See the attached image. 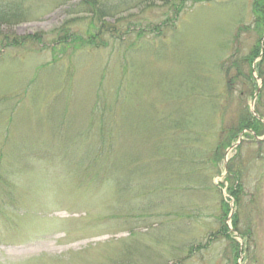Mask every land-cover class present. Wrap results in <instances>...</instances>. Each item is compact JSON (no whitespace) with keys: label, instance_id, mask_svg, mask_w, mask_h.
I'll return each mask as SVG.
<instances>
[{"label":"rangeland","instance_id":"374dc122","mask_svg":"<svg viewBox=\"0 0 264 264\" xmlns=\"http://www.w3.org/2000/svg\"><path fill=\"white\" fill-rule=\"evenodd\" d=\"M7 1L25 20L0 25V264H264V129L218 151L244 112L264 125L253 0H98L118 8L98 46L88 0Z\"/></svg>","mask_w":264,"mask_h":264},{"label":"trees","instance_id":"16d2710c","mask_svg":"<svg viewBox=\"0 0 264 264\" xmlns=\"http://www.w3.org/2000/svg\"><path fill=\"white\" fill-rule=\"evenodd\" d=\"M206 2H210L212 0H203ZM7 1V0H0V25L3 24H13L17 22H21L25 20V15L23 12H21L20 9L16 8L13 5V2ZM81 9L83 10V13L89 17V20L92 21L93 24L98 22H101L100 29L96 31V33L89 34V37L86 38L85 40V45L91 46H98L99 40L101 39V35H108L111 34L113 35L116 32V29L114 26L107 24L103 19L106 17H113V11L114 9H118L117 7H112V6H107L103 3H99L98 0H88L84 2L83 4H80ZM113 10V11H112ZM252 14L254 16V22L253 25L244 27L242 31L248 32L250 29L255 30L256 33L259 35L258 38V44L256 49H254L253 54L250 58L249 56V63H252L255 59L261 58L262 60L260 62V66L264 64V0H253L252 4ZM105 29V30H104ZM114 29V30H113ZM159 30V29H158ZM67 30L62 29V31L59 34L57 44L59 43H65L67 44L70 40V42L77 40L73 35L68 34L67 35ZM144 31H141L139 33V36H142ZM5 42L3 43L4 49H9V48H17V47H24L25 45L28 44H38V45H44V41L41 35H33V36H26V37H18V38H5ZM70 39V40H69ZM80 43V42H79ZM83 43V40L81 41ZM262 44V47H261ZM260 76L263 78V87H264V75L260 71ZM230 89V87H229ZM261 94L259 92L257 96V100H261ZM257 115L259 118L256 116L252 115L249 113V111L244 112L241 116L239 121L237 122V126L235 128H232L228 133H227V138L223 139L218 147V151L220 152L221 148H229L232 147L233 144L237 141V138L239 137L238 135L243 134L246 132L245 136L251 137L250 135H247V132L252 133L254 136H261L264 125L262 122V115H260L257 112ZM261 118V119H260ZM240 150V149H239ZM243 170L241 167L234 168L232 163L230 162L227 167V177H226V182L231 184L230 189L228 190V193L230 197L235 201V206H238L240 203V194L242 193L243 190ZM226 208V209H225ZM223 216L224 218L227 217L229 213V208L228 206L223 205ZM233 228L235 232H238V220L237 217L235 216L233 219ZM220 231V232H219ZM230 230L228 227L225 225V223H220V227L216 233H213L211 235V238L208 240H213V235H217L218 237L220 234L227 239L231 237L230 235ZM241 237L245 236L243 234H240ZM206 248V245H204ZM197 248H194L189 252V255H192L193 252H195Z\"/></svg>","mask_w":264,"mask_h":264},{"label":"water","instance_id":"95a60500","mask_svg":"<svg viewBox=\"0 0 264 264\" xmlns=\"http://www.w3.org/2000/svg\"><path fill=\"white\" fill-rule=\"evenodd\" d=\"M259 92H260V88H258V90H257V92H256V94H255V96H254L255 99L257 98ZM252 113H253V112H252ZM253 114H255V113H253ZM256 117L259 118L257 115H256ZM236 145H237V144H236Z\"/></svg>","mask_w":264,"mask_h":264}]
</instances>
